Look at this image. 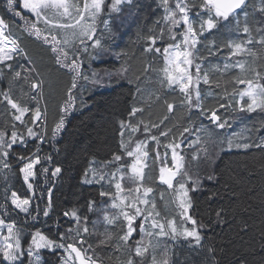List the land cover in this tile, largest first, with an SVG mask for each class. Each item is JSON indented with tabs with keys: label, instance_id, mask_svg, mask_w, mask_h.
Returning <instances> with one entry per match:
<instances>
[{
	"label": "trees",
	"instance_id": "trees-1",
	"mask_svg": "<svg viewBox=\"0 0 264 264\" xmlns=\"http://www.w3.org/2000/svg\"><path fill=\"white\" fill-rule=\"evenodd\" d=\"M169 1L173 3V0ZM110 2L107 1L106 8ZM188 3L189 13L198 28L208 14L201 11V0H188ZM20 5L21 0L14 5L9 0H0L1 18L9 24L11 35L32 57L31 61L38 71L36 74L33 69L26 68L31 65L23 55L8 62L10 68L0 64V133H4L6 140H10L13 132L18 135V142L9 150L5 163L15 172L13 192L20 199L32 198L22 169L30 161L29 158H39L40 164L35 171L34 198L28 214L19 212L5 198V180L0 174V217L25 233L26 245L33 234L42 232L54 243L70 240L83 251L84 247L69 236V229H73L71 233L85 240L104 259L112 264H125L129 260L128 249L134 244L133 240L125 245L120 239L126 234L125 225L117 224L109 228L102 223L105 211L109 210L112 193L99 183H85L88 171L92 165L104 166L114 161V157L124 156L121 133L124 134L125 125L129 123L148 128L163 125L165 130L171 129L170 136L178 137L189 122L202 124L203 118L209 120L211 111L217 109L216 115L222 122L230 124L234 118L238 122L239 110L236 108L239 107L235 94L243 86L237 83L241 79L254 80L256 73L252 69L264 76V49L251 51L255 55H234L235 46H264L259 43L264 39V11H261L264 6L258 0H247L235 17L218 23L216 28L205 31L203 35L198 31L199 42L195 46L193 60L201 65L211 91L206 94L203 90L201 110L192 111V116L187 119L184 110L179 108L185 101L182 94L165 92L155 100L151 82H139L149 76L156 78L165 66L163 55L155 51L157 44L152 42L164 26L163 0H134L127 5L121 23L115 25L117 60L111 58L97 65V69L111 72L126 68L130 73L129 80L120 81L109 90L82 93V101L75 99L73 103V97L79 93L81 76L76 79V88L73 89L75 73L57 62L58 52H53L55 57L43 48V37L38 38L30 24H26V20L32 22L33 19L24 13ZM17 12L21 15L17 16ZM249 40L253 42L248 43ZM46 45L52 47L49 42ZM53 46L60 47L55 43ZM149 48L153 51H148ZM240 61L245 65L244 70L236 67ZM17 72L21 73L19 78L16 77ZM38 75L45 83L42 92L40 88L33 90L31 87L34 82L40 85ZM261 81L264 83V79ZM9 101L30 103L31 111L24 123L15 119L18 113ZM169 105L173 106L171 112ZM37 108L46 112L45 126L35 123ZM137 108L143 111L133 116L132 111ZM244 114V127L249 132L248 143L253 146L224 150L216 155L212 163L202 165L201 171L206 172H203L200 188L191 192V216L202 229L204 244L198 248L194 243H181L180 246L174 243L177 252L172 256L171 264H264V147L257 146L264 144V111ZM61 121L63 127L57 131ZM122 124L124 127H121ZM242 127L240 124L236 129ZM28 128L36 133L35 138L28 135ZM56 168L61 171L54 176ZM149 171L150 179L146 181V186L161 193L157 200L162 210L160 216L165 222L179 220L173 187L158 184L157 167H151ZM135 182L125 180L124 187L133 188L138 183ZM169 205H172L171 212L165 210V206ZM72 213L76 214L75 217ZM183 221L182 218L180 222ZM84 227L88 228L87 233L83 232ZM109 235L110 240L107 239ZM101 240H107V243L100 245ZM42 255V264L62 263L61 250H44ZM0 264H7L1 247ZM19 264L31 263L26 256Z\"/></svg>",
	"mask_w": 264,
	"mask_h": 264
},
{
	"label": "rangeland",
	"instance_id": "rangeland-1",
	"mask_svg": "<svg viewBox=\"0 0 264 264\" xmlns=\"http://www.w3.org/2000/svg\"><path fill=\"white\" fill-rule=\"evenodd\" d=\"M133 1L134 0H132L131 3H127L125 0L124 3L117 5V10L113 11L111 8V5L115 2V0H111V2L108 5V8L105 7L107 2L105 3L103 11L99 14V16L96 18V20L94 22L90 18H87V23L91 24L95 30V37L92 39H89L88 37H82L80 35L79 26H77V28L75 30H73V29L64 30V29L51 28L50 26H46L43 23V21L36 23V25H35L36 28H39L42 30L41 37H43L44 35L49 36L48 42L52 45V47H53V43H55L54 41L51 40L52 35H55L57 40L62 41L64 39L66 33L70 34L73 31L76 33V35L72 38V42L70 44H68V45L60 44V47H64L72 59H74V60L78 59V61L81 63V82L79 85L80 89H79V93L73 97L72 103L74 102L75 99H77V100H79V102H81L82 97H83L82 93L84 94L87 91L109 90L116 83H119L120 81L129 80L130 73L126 68H122L118 71L111 72V71H106V70H99V69H97V65L104 62V61L110 60L111 58L117 60V52H116V48H115L117 45V42H116L117 33H114L115 29H116L115 25H116V23H121L120 20H122V18H123L124 8L127 5H131L133 3ZM76 2H80V0H76ZM176 2H177V0H173V3H171L169 1L168 5L165 6V9H164L165 15H164V22H163L165 29H164V26L161 27V31H160L159 36L157 38H155L154 45L157 44L155 47L160 49L161 54L164 53V50L166 48H169L170 45L174 46L177 44H181L182 36L180 35V33L182 31L186 30V25L181 24L179 27H174L172 21H169L167 19V17L170 15V12L168 11V9H171L172 11L177 12L176 19L180 18L181 14L175 8ZM21 3H22V0H21ZM258 3L263 4V6H264V0H258ZM262 8H264V7H262ZM22 10L24 11L25 14H27L28 16H30L33 19L32 23H35L36 17H34L31 13H28L25 9L22 8ZM189 17H190V20L193 21L190 13H189ZM0 18H1V16H0ZM56 22H59V21H56ZM69 22H74V21H69ZM194 22L195 21H193V23ZM195 24L196 23H194V27H196ZM7 32H10V30L8 29ZM172 34H175V36H176L175 40L171 39ZM197 34H198V31H197ZM197 37H198V35H197ZM9 39L10 40L14 39L17 41V39L15 37H13L12 35L10 36ZM97 39L100 42L99 47L94 46V41ZM198 39H199V37H198ZM81 40H83L84 43H81ZM48 42H45V43L41 42V43H42L43 48L45 50H48L50 55H52V54H54L52 51V47L50 48L48 45H46V43H48ZM17 43H18V41H17ZM9 46H11V45H9ZM18 47H19V49H22L24 53H26V57L24 56L25 59L29 62V64H31V67L33 68L35 73L38 74V71L35 69V67L31 61V58L27 54L26 50L24 48H22L19 43H18ZM84 48H86L87 51H83ZM242 49H244L245 51H242L241 54H243V53L249 54L248 50L260 52L261 50L264 49V46L257 47V48H250V47L243 46ZM174 50H175L174 48L170 49V51H174ZM181 50H184L183 45H181ZM162 55H163L164 60H165V66H164L163 70H160V72L161 71L162 72L161 73L159 72L158 75H156V78H152L151 76H149L146 79L140 80L139 82H142V83L146 82V81L151 82L149 84H152L153 88L155 90L154 93L152 94V96H153V98H155V100L162 97L165 92L182 94L184 96L185 101L182 105L179 106V108H181V110H184V112L186 113L185 118L189 119L192 116V111L195 110L198 112L201 110V107L203 105V101H202L203 100L202 99L203 98V90L204 89L206 90V94H208V92L211 91L210 89H208L209 79H208V83H204V75L202 74L203 73L202 67L200 64L194 63V60H193V66H192L190 71H191V74H193L194 78H195V67H196V65H199V67H200L199 93H200L201 100L199 102V107L198 108L192 107V109L190 111L189 106L187 105V102H186L185 94H183L180 91V86L179 85H173L172 87L168 86V81L165 79V76H164V69L167 68L170 72L172 71V69L168 65L166 55H164V54H162ZM54 56L56 57L55 54H54ZM17 57H19V56H15V58H17ZM83 57H86V59H84ZM14 59H12V60H14ZM12 60H10V61H12ZM10 61H8V62H10ZM240 63H243V62L242 61L238 62L236 64V67H239ZM82 67H83V69H82ZM84 76H87V79H84ZM38 77L40 79V89L42 92L44 90V85H45L44 79L40 75H38ZM194 83H195V79H194ZM260 83L264 84L261 80H260ZM237 84L239 86H243V89L235 94L237 106L239 107L236 109L239 110L240 107L242 105H244V103L246 101H248V102H250V101H249L248 97L242 98L240 95L242 92L247 90V87H248L247 83H239L238 82ZM144 85H147V84H144ZM93 87H94V89H93ZM189 91H191V89ZM142 93H143V91H142ZM154 95H156V96H154ZM141 100H143V95L141 97ZM19 101H17V102L11 101V102L16 103L20 108H27L28 109L27 114L23 117V121L25 122V119L31 110H30L29 104H26L23 101H21V102H19ZM20 103H22V104H20ZM196 103L197 102L195 100H193V105H195ZM62 108H63V105H61L60 109H62ZM39 110L41 113V120H35V123H36V125L37 124H43L45 126V124H46V112L44 109H41V108H39ZM172 111H173V109H172ZM259 111H261V110L258 109L256 112H259ZM256 112H251V113L246 112V113L252 114V113H256ZM17 113L19 115L18 111H17ZM244 113L245 112H242L239 110V113L237 115L239 118L237 120L238 122L234 121L235 118L232 119V122L230 124H228V121H226L227 122L226 126L223 129L217 128L216 125L210 119L208 120L205 117L203 118L202 124H196V123L189 122L188 126L185 129H191V132H187L184 129L183 132L178 135V137L170 136L171 129L165 130L163 125H161L160 127H155V128H148V127L142 126L138 123H134V124L129 123V124L125 125L124 134H123V149H124V153H125L124 156H122L119 161L114 160V161H112V162H110L104 166H98L96 164L92 165L90 170L87 173L86 178H85V183H87V184L99 183L102 186H104L106 189H108V191L110 190L112 193L111 204L109 206V210L105 211V215L103 217L102 223L104 225L107 224L109 226V228H111L112 226H115L117 224L125 225L126 230H127V221L124 219V217L122 215H120L121 209L120 208H112L111 205L114 202L120 203V200H125V204L122 205L123 211L128 212L129 215L131 216L134 213V210L130 207L131 200L129 198H134V197H133V193L129 192L128 190L129 189H135L136 187H140V189H141L140 193L138 195L142 199H145V200L149 201L150 203L154 202L156 204V211H159L160 214L162 213V210L160 209L158 202H157V200L159 199V195L161 193H158L157 191H155L154 188H151L152 191L147 196L143 195L145 189L149 188L146 186V181L148 179H150V173H151L149 171L150 168L151 167H157L158 168L157 174L159 175L157 178L158 184H161L162 186H167L166 184H164L160 181V169L162 167L173 168L174 162L171 159L172 150H171V148L166 147V146L170 145V144H172L174 146V144L180 143L182 145L183 150L177 149V152L180 155L184 156V169L182 170V172L180 174L177 175L176 179L173 181L174 200H176V203H177V207H176L175 211H177L178 216L180 218L179 220H175V219L174 220L176 222V227H177L178 231H183L184 228L191 230L193 228V225L190 222H187V221L180 222V220H182V218H183L180 215V213L183 211V209L179 208V206H178L179 201H178L177 197L179 196V192H178L177 181L183 182L187 186L188 195H189L190 202H191V207L188 209L186 214L188 216H191V208H192L191 192H192V189L195 188L196 190H198L200 188V186L202 184L203 172H206V171H201L202 165H204L205 163L206 164L212 163V160H215L216 155L221 153L224 150H230V149H233L235 147H240L241 149H245L243 146L245 144H249L248 143L249 132H247L246 128L244 127V125L246 124V121L244 120V118H246L245 117L246 115ZM137 114H138V112H136L135 116ZM240 124H242L243 127L240 129H236V127H240ZM164 125H165V123H164ZM133 127L138 128L139 131L133 132L132 131ZM164 131L168 132L167 136L160 135V133L164 132ZM240 131H241V133L239 134L238 132H240ZM233 133H235V134L238 133V135L237 134L234 135ZM152 136L158 137L159 143L157 144L156 141H151L147 144L146 149H142V151H147V153H148V156L142 160V163L147 164V166L143 168V180L137 181L138 183L134 181L135 183H137V185H135L133 188H129V189L125 188L124 187L125 180H127L129 182H133L132 180L129 179V177L132 175L131 165L133 163H135V157L128 156L126 154L127 151H134L135 145L138 142L146 141V140L150 141ZM197 139L200 140L199 144L194 143ZM223 139H224V142H223ZM20 140L22 141V139H20ZM129 140H131V142H129ZM225 140H226V142H225ZM6 141H10V140H6ZM219 141H221V143ZM229 141H232L231 145L229 144ZM189 142H193L194 146L193 147H186V145ZM125 145H127V148H125ZM12 147H13V145H12ZM225 147H226V149H225ZM217 148H218V150H217ZM10 149H7L8 152ZM157 152L159 153V157H157V155H156ZM166 152L168 153L167 156H165ZM196 154H199V159H193V156ZM8 156L4 157L3 155H0V174L3 176V178L5 180V183H4L5 184V186H4L5 192H4V194H5V198L19 212H21L20 209L17 208L16 205H14L12 203V200H13L12 194L14 193L12 182H14V179H15V172L12 170V167H10V166L5 167V165H6L5 162L8 160ZM34 160L35 159H32V161H34ZM29 162L30 161H28L27 163H29ZM26 164H25V166H26ZM38 165L39 164L36 165L34 172L36 171V168ZM138 167H140V165H138ZM173 171H175L174 168H173ZM185 172L187 173V175H184ZM22 174H23V178H24L23 171H22ZM101 176L103 177V179L100 178ZM120 176H123L124 179L120 180L119 179ZM113 177H115L116 179H113ZM188 177H190L191 180H189ZM165 178H167V173H165ZM35 181H36V173H35L34 178L30 177L27 182L25 181L27 186L29 183L32 184L31 189L28 187V189L32 195V198L28 199L31 201V203H32V199L34 198ZM197 181H198V183H197ZM117 182L121 183L123 188L125 189V191L123 193L117 192V190L115 188V183H117ZM16 197L21 201L24 200V199H20L17 194H16ZM31 203H30V205L25 206L27 208V212H21V213L28 214L30 211V208H31ZM137 204L145 212H147L150 209V204H149L148 208H146L144 204L139 203V201H137ZM171 206L172 205H169L167 207L165 206V210H167V212H171V209H172ZM106 216L109 218H112L114 220V223L108 224L104 219ZM117 216H119L120 218L115 219ZM191 218H192V216H191ZM142 219H143V217L138 218L135 221V223L132 225V227L135 228L136 231L133 233L132 237L127 242L128 245L130 244L131 240H133L132 242L134 243V244H131V246L128 249V253H130L129 259H132L133 264H146L147 262H149V264H153V258H155L156 264H163V262H165V261L167 262V264H171L172 263V256L177 252L176 251L177 248H176V245L174 243H177L179 246L181 245V243H183V244L184 243H194L195 244L194 246H196L198 248H202V246L204 244V241H203L204 239L202 236V229L200 227H198L197 224L195 225V227L198 229L199 234L202 237V239L198 245L195 243V241L189 242V240L191 238L185 239L183 236H175L174 238L171 235L161 236V235H159V229H151V228H149L147 223L144 225V227L148 231H151L153 234L151 236L145 237L144 233L140 231V225L142 223ZM151 219L158 220L160 223H165V219L162 218L161 216L156 217L153 214V216L150 217V220ZM0 221H2V223H0V247H1V250L3 251V253H5V251H8V249L6 248V245H8V244H12V246H13L12 251L14 252L15 248H16V240L17 239L19 240V246H20V252L17 254V259L14 261H10V260L5 259L7 264L22 263L23 260L26 258V256L28 257V261H30L31 264H42L44 261L42 252L44 250H51V251L61 250L63 252L61 264H79L78 260H76V258L74 256V254H72L71 258H70V250L65 251L68 244H73L70 240H65V242L61 243L65 246V248L55 247V244H57V243H53V245L50 247L37 248L36 244H34L33 241L35 240L37 244L43 243V241L39 240V238L36 237V233L33 234V237H31L28 244L26 245L24 243V238L26 236L24 232L19 230V228L17 226H15L14 224L7 223L1 217H0ZM9 227L12 228L11 236L9 235V232H8ZM165 231L170 232V229L168 228L167 224L165 225ZM40 233L43 237L46 238V236L42 232H40ZM69 236L75 241L83 240V239H80L79 236H77L75 233L69 232ZM47 240H49V239H47ZM141 240L145 241L143 247H147L148 251L144 254L143 257H137L134 254V250L136 247L140 246L139 241H141ZM178 240H181V241L179 242ZM83 241L85 242V240H83ZM79 245H81V244H79ZM82 246L84 247L83 251L85 249H88L87 256H90L92 258V260L96 261L97 264H112L110 261H108L107 259H104L101 255H99L86 242L84 244H82ZM185 246H187V245H185ZM30 248L35 252V255L29 254L28 249H30ZM150 257H152V259H149ZM125 264H127V263H125Z\"/></svg>",
	"mask_w": 264,
	"mask_h": 264
},
{
	"label": "snow or ice",
	"instance_id": "snow-or-ice-1",
	"mask_svg": "<svg viewBox=\"0 0 264 264\" xmlns=\"http://www.w3.org/2000/svg\"><path fill=\"white\" fill-rule=\"evenodd\" d=\"M107 2V0H80V2H76V0H22L21 7L25 9L28 13H31L34 17H36L35 23H32L28 20H26V24H30L31 29L34 30V34L39 38L42 35V30L39 28H36V23H39L40 21H43V23L46 26H50L51 28H57V29H73L75 30L77 26L80 28V35L82 37H88L89 39H92L95 37V30L91 24L87 23V18H90L93 22L96 20V18L99 16V14L103 11L104 5ZM125 0H115V2L111 5V8L113 11L117 10V5L124 3ZM127 3H131L132 0H126ZM10 4H16L17 0H9ZM169 3V0H163V4L167 6ZM202 8L201 11H204L208 14L207 19L203 20L198 28L194 27V23L192 20H190L189 12L190 7L188 0H177L175 3V8L178 10V12L181 14L179 19H176L177 12L172 11L171 9H168L170 12V15L167 17L169 21H172L174 27H179L181 24L186 25V30L182 31L180 35L182 36L181 44L177 45H170L169 48H166L164 50V55H166L168 65L171 67L172 71L170 72L167 68L164 69V76L165 79L168 81V86L172 87L173 85H179L180 91L185 94L187 105L189 106V110L191 111L192 107H199V102L201 100L200 93H199V73H200V67L199 65H196L195 67V78L193 74H191V68L193 66V53L195 46L198 44L199 40L197 37V31H199L200 35H203L205 31H211L212 29L216 28L218 23L226 22L229 20L230 17H235L238 13V10L243 9L246 5V0H201ZM261 11H264V9H261ZM17 16H20L21 13L17 12ZM194 15L199 16V13H195ZM22 19H25L23 16ZM59 21V22H56ZM74 21V22H69ZM9 29V24L5 22L3 18H0V64H5L6 67H11L10 64H7L8 61L15 58V56L23 55L26 57V53L23 52L22 49H19L18 43L16 40L12 39L10 40L11 33L7 32ZM244 31L247 33L248 29L245 28ZM7 33V34H6ZM76 35V33L73 31L72 33H66L64 39L57 40L55 35L51 36V40L55 42L56 45L64 44L68 45L72 42V38ZM171 39L175 40L176 36L175 34L171 35ZM43 40L45 42L49 41V36L44 35ZM153 44L155 43V40L153 39ZM252 40H249L248 43H252ZM81 43H84L83 40H81ZM261 45H264V39H261L259 41ZM11 45V46H9ZM181 45L184 46V50H181ZM94 46L99 47L100 42L99 40L94 41ZM171 48H174V51H170ZM148 51H153L152 48L147 49ZM53 52H58L60 56L58 57L57 62L61 64L63 67L68 68L69 71H72L75 73V76L73 78V84L72 88H76V79L81 76V63L78 61V59H72L69 56V53L63 48V47H52ZM83 51H87L86 48L83 49ZM155 51L160 52V49L157 48ZM242 51H245L242 49L241 45L235 46V52L234 55L241 54ZM250 55H255L250 50ZM67 61V63H65ZM239 68L241 70H244L245 65L243 63L239 64ZM2 71V70H0ZM253 72L256 73L254 80H239V83H247L248 87L247 90L242 92L240 95L241 97H248L249 103H247L246 106L242 105L240 107V111L242 112H256L258 109L261 111H264V84L260 83V80L264 79V76L260 74L256 69H252ZM21 75L20 72L16 73V77L19 78ZM84 79H87V76H84ZM195 79V83H194ZM204 83H208V78L205 75L204 76ZM31 87L33 90H38L40 88L39 84L32 83ZM191 89V91H189ZM70 102H71V93H69ZM193 100H195L197 103L193 105ZM11 107L13 109H16L19 112V115L15 116V119L23 123V117L27 114L28 109L27 108H20L16 103L11 102ZM223 107V105H221ZM173 106L169 105V112L172 111ZM68 109L65 108V112H67ZM143 111V109L137 108L132 111V115L135 116L136 112ZM216 111H211L208 118L216 125L217 128L223 129L226 126V121L221 122L220 118L216 115ZM167 117H165L166 119ZM34 119L35 120H41V113L40 110L37 108L34 112ZM142 123V122H141ZM63 127V121H61L60 125L57 128V131L60 130V128ZM121 127H124L122 124ZM147 127V126H146ZM153 127H159V125H153ZM133 132L139 131L138 128L133 127ZM187 132H191V129H185ZM28 135L35 138L36 133L33 132L32 128H28ZM123 135V133H121ZM160 135L167 136L168 132L164 131L161 132ZM151 141H156L157 144L159 143V138L156 136H152L151 140L148 141H140L135 145L134 151H127V155L130 157H135V163L131 165L132 169V175L129 177L132 181H142L143 180V168L147 166L146 163H142V160L148 156L147 151H142V149L147 148V144ZM18 142V137L15 132L12 133L10 141H6L4 133H0V155H3L4 157L8 156V150L12 147V145L16 144ZM23 142V141H19ZM131 142V140H129ZM41 143L43 141L41 140ZM195 144H199L200 140L197 139ZM193 142H189L186 147H193ZM232 141H229V144L231 145ZM251 144H245L243 147L245 149L252 147ZM259 147H264V144L257 145ZM166 147L171 148L172 150V156L171 159L174 162L173 168L175 171H173V168H164L162 167L160 169V181L168 186V188L173 187V181L176 179L177 175L182 172L184 169V156L180 155L177 152V149H181L182 145L180 143L167 145ZM125 148H127V145H125ZM157 157H159V153H156ZM168 153H165V156H167ZM20 159H25L24 157H21ZM30 159V162L26 164V166L22 169L24 173V180L27 182L30 177H35L34 169L37 164H40V159L36 158L34 161ZM121 159L120 156L114 157L115 161H119ZM193 159H199V154H196L193 156ZM140 165V167H138ZM7 167V165H5ZM46 172L47 169H44ZM61 170L59 168L55 169V172L53 175L55 176L58 174ZM165 173H167V178H165ZM184 175H187L185 172ZM103 179V177H100ZM113 179H116L113 177ZM120 180H123L124 177L120 176ZM189 180H191L190 177H188ZM178 183V192L179 196L177 197L179 201V208L183 209V211L180 213V215L183 217L184 221L190 222L193 225V228L191 230H188L187 228H184L183 231H178L176 227L175 220H168L165 223H160L158 220L151 219L150 217L153 216V214L156 217L160 216L159 211H156V204L154 202H149L145 199H142L138 194L140 193V187H136L135 189H129V192L133 193L134 198H129L131 200L130 207L134 210V213L130 216L128 212L123 211L122 205L125 204V200H120V203H113L111 205L112 208H120L121 213L124 217V219L127 221V231L124 236H122L120 239L124 242L126 245L128 240L132 237L133 233L136 231L135 228L132 227V225L135 223V221L138 218L143 217L142 223L140 225V231L144 233L145 237L151 236L153 233L151 231H148L144 225L147 223L149 228L151 229H159V235L161 236H168L171 235L173 238L175 236H183L185 239L191 238L195 241V243L198 245L202 239V237L199 234L198 229L195 227L196 221L191 218V216H188L186 213L188 209L191 207L190 198L188 195V189L185 183L179 182ZM198 183V181H197ZM28 187L31 189L32 184H28ZM115 188L117 192L123 193L125 189L123 188L122 184L117 182L115 183ZM196 189L193 188L192 191H195ZM152 191L151 188H147L144 191V196H147ZM102 195H107V193H102ZM13 200L12 203L16 205L17 208L20 209L21 212H27V208L25 206L30 205L31 201L28 199L19 200L16 197V194L13 193ZM139 203L144 204L146 208H148L150 204V209L145 212L142 210L138 204ZM47 215V213H45ZM65 215H68L67 213ZM75 213H72V216L75 217ZM120 217L117 216L115 219H119ZM105 221L108 224L114 223V220L109 217L104 218ZM2 223V221H0ZM167 224L169 231H165V225ZM83 232L87 233L88 228L84 227ZM73 231V229H69V232ZM9 235L12 234V228H8ZM36 237L39 238V240L43 241V243L37 244L34 240L33 243L36 244L37 248L41 247H50L53 245V241L47 240L45 237L41 235L40 232L36 233ZM63 239V238H61ZM108 240L111 239V236L109 235ZM76 243L84 244L85 242L83 240L77 241ZM107 243V240H101L100 245H104ZM145 241L141 240L139 241L140 246L136 247L134 250V254L137 257H143L144 254L148 251L147 247H143ZM12 244L6 245V248L8 251H5L4 258L6 260L14 261L17 259V254L20 252V246H19V240H16V248L15 251H12ZM55 247L57 248H65L63 244H55ZM70 250V258L71 255L74 254L76 260L79 261V264H96V261L92 260L90 256H87L88 249H85L82 251L80 248L76 247L75 244H68L65 251ZM119 246H117V251H119ZM94 251V250H93ZM29 254L35 255V252L30 248L28 249ZM127 264H133L132 259H129L127 261ZM153 264H156L155 258H153ZM163 264H167V262H163Z\"/></svg>",
	"mask_w": 264,
	"mask_h": 264
},
{
	"label": "bare ground",
	"instance_id": "bare-ground-1",
	"mask_svg": "<svg viewBox=\"0 0 264 264\" xmlns=\"http://www.w3.org/2000/svg\"><path fill=\"white\" fill-rule=\"evenodd\" d=\"M20 37H21V36H20ZM25 37H26V36H25ZM63 48H64V47H63ZM64 49H65V48H64ZM42 52H43V50H42ZM28 53H30V52H28ZM31 58H32V57H31ZM41 58H42V57H41ZM83 58L86 59V57H83ZM42 60H43V59H42ZM48 62H49V61H48ZM50 62H51V61H50ZM27 63H28V62H27ZM44 64H46V63H44ZM28 65H31V64H28ZM33 65H34V64H33ZM100 65H101V64H100ZM18 67H19V66H18ZM26 68H27V69H28V68L33 69L31 66H30V67L27 66ZM47 72H48V71H47ZM53 72H54V70H53ZM55 73H56V72H55ZM64 73H65V72H64ZM59 74H60V73H59ZM55 76H56V75H55ZM60 76H61V75H60ZM48 78H49V77H48ZM54 80H55V79H54ZM48 81H49V80H48ZM33 82H34V81H33ZM50 82H51V81H50ZM56 82H57V81H56ZM56 82H55V83H56ZM31 83H32V82H31ZM34 83H35V82H34ZM57 83H58V82H57ZM58 84H59V83H58ZM50 85H51V84H50ZM62 85H63V84H62ZM5 86H6V85H5ZM51 86H52V85H51ZM58 87H60V86L58 85ZM60 88H61V87H60ZM93 89H94V87H93ZM60 90H61V89H60ZM23 91H24V90H23ZM50 91H51V90H50ZM53 91H55V90H53ZM25 92H26V91H25ZM27 92H28V91H27ZM47 92H48V91H47ZM51 92H52V91H51ZM24 94H25V93H24ZM28 94H30V93H28ZM28 94H27V95H28ZM47 94H48V93H47ZM56 94H57V93H56ZM54 95H55V94H54ZM57 95H58V94H57ZM26 97H28V96H26ZM32 97H34V96H32ZM50 99H51V98H50ZM48 100H49V99H48ZM27 103H28V102H27ZM28 104H30V103H28ZM32 110H33V109H32ZM231 122H232V121H231ZM238 128H239V127H238ZM213 129H214V128H213ZM203 131H204V130H203ZM204 133H205V132H204ZM240 133H241V131L239 132V134H240ZM233 134H234V135H236V134L238 135V133H236V134L233 133ZM203 135H204V134H203ZM201 136H202V135H201ZM203 137H204V136H203ZM201 138H202V137H201ZM45 139H46V138H45ZM40 141H41V140H40ZM219 142L221 143V141H219ZM223 142H224V139H223ZM225 142H226V140H225ZM220 143H219V144H220ZM227 143H228V142H227ZM257 144H258V143H257ZM222 147H223V146H222ZM226 147H227V146H226ZM226 147H225V149H226ZM223 148H224V147H223ZM217 150H218V148H217ZM221 150H222V149H221Z\"/></svg>",
	"mask_w": 264,
	"mask_h": 264
},
{
	"label": "water",
	"instance_id": "water-1",
	"mask_svg": "<svg viewBox=\"0 0 264 264\" xmlns=\"http://www.w3.org/2000/svg\"><path fill=\"white\" fill-rule=\"evenodd\" d=\"M246 3H247V0H246ZM241 10V9H240ZM240 10H238V11H240ZM79 262V261H78Z\"/></svg>",
	"mask_w": 264,
	"mask_h": 264
},
{
	"label": "flooded vegetation",
	"instance_id": "flooded-vegetation-1",
	"mask_svg": "<svg viewBox=\"0 0 264 264\" xmlns=\"http://www.w3.org/2000/svg\"><path fill=\"white\" fill-rule=\"evenodd\" d=\"M97 264V263H96Z\"/></svg>",
	"mask_w": 264,
	"mask_h": 264
}]
</instances>
